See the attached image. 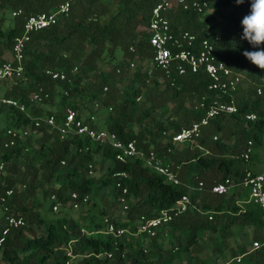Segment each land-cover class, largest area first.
Instances as JSON below:
<instances>
[{
	"label": "trees",
	"instance_id": "1",
	"mask_svg": "<svg viewBox=\"0 0 264 264\" xmlns=\"http://www.w3.org/2000/svg\"><path fill=\"white\" fill-rule=\"evenodd\" d=\"M63 1L0 0L1 12L12 14L8 27L0 28V55L3 49L11 48L15 35L22 32L26 16L53 10ZM158 1L117 0V10L107 20H101L108 13L103 0H70L67 15L31 34L23 61L24 76L0 81L3 88L0 95L19 100L29 107L33 116L54 114L57 120L61 119L66 107L86 115L82 113L85 106L76 101L75 95H84L91 101L100 100L102 107L109 111L105 127L97 125L98 118L94 126L115 132L125 141L134 139L138 147L152 148L173 166L179 165L181 183L167 182L140 159L115 160L116 150L106 143L79 136L63 139L55 128L45 123L30 127L32 120L23 112L0 105V113H5V126H0V162L3 163L0 204L5 198L8 212L20 214L25 221V225L12 228L0 243V264H69L72 256L80 257L76 264H171L175 250L201 251L199 242L206 231L217 234L213 238V250L215 257H219L224 255L219 240L229 234L230 228L249 225L255 227L252 240L229 250L232 259L241 255L239 262L233 260L231 264H264V248L251 249L252 241H264V210L248 200V190L242 186L237 194H216L208 190L226 178L241 182L246 170L254 171L250 160L258 155L253 151V144L248 159H244L242 153L248 141L261 144L264 138L263 119H244L247 112L264 114V97L256 93L264 70L251 66L252 62L242 54L244 50H254L247 40H241V20L250 12L251 0L240 5L235 0H207L208 8L221 17V25L207 26V21L201 18L202 13L191 9L178 8L169 15L174 30L187 29L200 38H207L215 46L216 57L226 66L247 72L244 85L218 98L217 92L208 88L209 81L203 71L164 76L160 80V71L149 74L148 67L142 69L140 66L133 72L137 86L125 91L113 85L115 78L126 72L117 63L109 72L95 73L98 60L111 59L118 50L129 59L144 61L152 57L147 24L151 9ZM220 7L228 8L227 12H221ZM18 10L21 12L13 14ZM89 47L82 57L81 53ZM4 61L0 57V65ZM77 63L81 73L72 74ZM46 69L64 72L67 77L63 81L52 79L44 73ZM83 76L89 80L83 82ZM40 89L48 96L42 103L31 104L32 95ZM57 94L61 95L59 103L64 107L60 111L52 103ZM231 98L237 111L211 118L196 142L178 147L171 143L172 134L200 119L211 103ZM157 110L167 123L155 118ZM27 127L34 130L32 139L30 136L16 138L13 146H4L8 128L25 130ZM97 156L111 161L107 171L99 176L93 175ZM88 164L93 166L91 174ZM120 171L126 174L121 179V188L116 186L117 178L113 175ZM185 180L191 185L203 182L205 189L189 191ZM103 187H107L115 201H123L125 220L110 218L105 207L84 214L81 220L67 212L48 218L39 211L40 202L33 199L36 191L43 189V197L49 200L48 210L51 211L55 201L62 205L68 202L81 205L87 195ZM123 187L125 192H122ZM8 189H13L10 196L6 195ZM73 193L76 198L72 197ZM184 193L189 194L193 207L179 213L154 236L136 233L140 218L156 217ZM51 194H55V201L50 200ZM3 218L4 214L0 222ZM106 218L116 228L128 232L121 235L107 232ZM144 239L152 249L147 250ZM166 241L172 243L171 248L165 247Z\"/></svg>",
	"mask_w": 264,
	"mask_h": 264
},
{
	"label": "built area",
	"instance_id": "2",
	"mask_svg": "<svg viewBox=\"0 0 264 264\" xmlns=\"http://www.w3.org/2000/svg\"><path fill=\"white\" fill-rule=\"evenodd\" d=\"M178 8L191 9L196 13H203L208 8L207 0H160L151 9L147 30V42L153 49V55L150 59L148 73L158 70L162 73L160 80L172 75H184L185 73H197L203 71L208 78V88L216 91L217 98L222 94H229L236 90L239 85H244L247 80V72L235 71L226 66L219 60L215 54V46L207 38H200L198 34L189 30H174L171 26L169 15ZM70 11V0H65L50 11H39L26 16L22 32L15 35L13 38L10 50V58L6 59L0 65V81L21 78L24 75V58L27 43L30 41L31 34L43 28L55 24L62 16L67 15ZM21 10L13 12L20 13ZM133 62V61H132ZM133 65V63H131ZM78 67L72 69V73L76 72ZM46 75H49L55 80H65L67 75L64 72L52 69L44 70ZM106 89V87L104 88ZM66 93V92H65ZM256 93L264 97V76L259 80L256 86ZM48 96L47 93L42 94L41 89L34 93L30 99L31 104H39L43 98ZM0 105L11 106L27 115L32 122L29 126L38 127L41 123H45L51 128H55L61 138L71 136L87 137L92 141L106 143L111 146L115 153V160L126 162L129 159H140L142 163L152 171L164 176L167 182L180 184L181 180L178 177L179 165L173 166L170 162L164 159L163 155L158 154L154 149L144 150L137 146L136 141L123 140L115 132H110L105 129H100L94 126L96 116L93 113L87 115H79L78 112L71 107H66L62 110L61 119L57 120L54 114L46 116H33L30 113L29 107L15 98L0 95ZM237 111V107L233 98L225 101L218 100L211 103L205 114L197 120L190 122L186 126H182L177 132L172 134L171 143L182 145L184 143L193 144L197 138L201 136L202 129L205 128L209 120L219 115H229ZM264 120V114L259 115L256 112H247L244 114L246 121H255L257 119ZM26 130L11 129L6 130L8 139L5 140L4 146H13L16 143V138L25 136ZM214 138H216L214 136ZM22 139V138H21ZM252 141H248L246 149L242 153L244 159H248L252 152ZM201 148V147H200ZM171 148H168L170 151ZM92 164H88V173H92ZM3 163L0 162V174L2 173ZM116 186L122 187L121 179L126 176L125 172H115ZM1 182V175H0ZM184 185L187 190L202 191L205 189L203 182H198L197 185H191L185 180ZM244 187L248 190L249 201L257 204L264 210V170L255 172L246 170L241 182H234L233 179L226 178L223 182H218L208 190L216 194H224L235 187ZM126 189L123 187L122 192ZM13 189L6 190V195L10 196ZM76 198V194H72ZM51 201H55V194H51ZM86 197L83 199V202ZM60 202L55 201L52 204V209L57 210ZM75 206L77 203L73 202ZM188 207H193L190 201L189 194L184 193L181 197L167 210H162L156 217L140 218L137 227L138 234L146 233L149 236H154L157 230H160L165 224L170 222L179 213L186 210ZM3 220L0 222V243L12 228H17L25 225V221L20 214L9 213L8 206L5 204V198H2L0 204ZM212 218L211 215L208 216ZM106 221V231L111 234L121 235L128 232L124 228H116L113 223ZM264 248V241L254 240L251 243V249ZM241 255L235 256L232 260L240 261ZM223 264V263H220Z\"/></svg>",
	"mask_w": 264,
	"mask_h": 264
},
{
	"label": "rangeland",
	"instance_id": "3",
	"mask_svg": "<svg viewBox=\"0 0 264 264\" xmlns=\"http://www.w3.org/2000/svg\"><path fill=\"white\" fill-rule=\"evenodd\" d=\"M103 3L105 6H107L108 13L106 15H103L101 17V20H107L116 10L119 5L117 0H103ZM228 8L220 7L221 12H227ZM12 18V14L9 11H4L3 13L0 10V28L6 29L9 25V21ZM201 18L206 20L207 26H210L212 24L221 25L222 19L218 15V13H215L212 9L208 8L206 9L202 15ZM143 28V27H142ZM90 50V47L83 51L81 53V56L84 57L88 51ZM2 59H9L10 58V50L9 49H3L2 54L0 55ZM109 60V61H108ZM133 61V62H132ZM117 63L118 67L125 70L124 75H118L115 80L113 81V85L120 89V90H130L137 86L136 81L133 77V72L141 66L142 69H145L150 66V62L147 60H140L138 58L129 59L121 54L119 50L115 54L113 58L106 57L105 59H99L98 60V69L95 71V73H99L100 71L103 72H109L113 65ZM133 63V65H131ZM78 67V70L72 74H80L81 69L79 68V63L76 64ZM251 66H256L252 63ZM83 82H87L89 79L88 77L83 76L82 77ZM3 90L2 84H0V92ZM145 91L141 94V99L144 97ZM61 95L57 94L53 97V104L55 105L56 110H62L64 107L60 105ZM75 99L80 104L84 105L85 108L82 109V113L90 114L93 113L96 118H98L97 125L100 128L105 127V116L108 114L109 109H104L102 107L101 101H91L88 100L86 96L84 95H75ZM42 103V102H41ZM43 107L46 108L47 104L46 102H43ZM154 116L156 119L163 121L164 123H167V119L165 117L160 116V111L157 110L154 113ZM0 126H5V113H0ZM26 134L23 135L21 138H25L26 136H30L32 139L34 136V130L30 127L25 128ZM180 145H176L178 147ZM253 151L257 153V158L250 160V165L252 166L253 170L261 171L264 169V138L263 142L260 144H256L253 142ZM111 164L110 160L103 159L100 156H97V160L94 161V170L93 175L99 176L104 174L107 171L108 166ZM45 189V188H44ZM240 190V187L232 188L228 193H235L237 194ZM249 198V197H248ZM33 199L37 202H40L39 211L45 215L46 217H56L60 216L64 213H68L71 215L74 219L81 220V217H83L84 214L90 213V212H98L102 207H105L106 215L110 218H114L116 220H125L126 218V209L123 201H115L112 196L108 194L107 187H103L99 190L93 191L89 195L86 196V200L81 204H77L75 206L72 202H68L65 205L60 204L58 206L57 210H48L49 207V200L45 199L43 197V189H38L33 196ZM94 202H96L94 204ZM239 204L241 203L240 200H238ZM2 216V210L0 208V217ZM254 226L249 225L243 228L239 227H231L229 234L226 235L224 238L222 237L221 240H219V246L223 250L224 255L219 257H215L214 255V241L213 238L217 236V234H211L210 232H204L201 236V240L199 244L201 245L202 249L201 251H179L175 250L173 253H175V257L171 260V264H231L232 261H230L232 258L229 257V250L234 249L235 247L239 246L241 243H248L252 240L253 232H254ZM263 233H264V226H263ZM95 234V232H93ZM140 237V236H139ZM136 240V239H135ZM141 240V239H140ZM144 244L147 248V250L152 249L151 246L148 244V240L144 239ZM135 246V242L134 245ZM172 243L169 241H166L165 247L171 248ZM150 247V248H149ZM149 248V249H148ZM131 251H135L134 248L130 249ZM156 258L157 255H154ZM163 256L165 257V253H163ZM79 256H72V258L69 260V264H76L77 260H79Z\"/></svg>",
	"mask_w": 264,
	"mask_h": 264
},
{
	"label": "clouds",
	"instance_id": "4",
	"mask_svg": "<svg viewBox=\"0 0 264 264\" xmlns=\"http://www.w3.org/2000/svg\"><path fill=\"white\" fill-rule=\"evenodd\" d=\"M245 0H235L240 5ZM241 40H247L254 50H244L243 55L264 70V0H251L250 12L242 20Z\"/></svg>",
	"mask_w": 264,
	"mask_h": 264
},
{
	"label": "crops",
	"instance_id": "5",
	"mask_svg": "<svg viewBox=\"0 0 264 264\" xmlns=\"http://www.w3.org/2000/svg\"><path fill=\"white\" fill-rule=\"evenodd\" d=\"M264 170V169H263ZM263 170H261V171H263ZM255 172H261V171H256V170H254Z\"/></svg>",
	"mask_w": 264,
	"mask_h": 264
}]
</instances>
